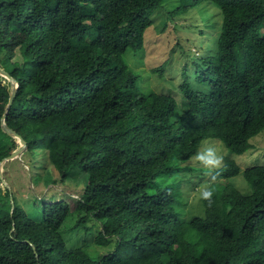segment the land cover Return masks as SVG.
I'll return each mask as SVG.
<instances>
[{
	"label": "trees",
	"instance_id": "1",
	"mask_svg": "<svg viewBox=\"0 0 264 264\" xmlns=\"http://www.w3.org/2000/svg\"><path fill=\"white\" fill-rule=\"evenodd\" d=\"M203 2L220 9L222 25L215 52L183 68L180 106L141 92L124 60L142 49L165 0H0V67L18 82L5 123L27 144L21 157L56 172L46 187L82 190L73 209L35 196L34 217L0 187V264H264V166L243 170L247 191L234 159L209 178L192 161L217 141L242 155L264 130V0H176L167 15ZM8 98L0 76V121ZM17 147L0 123V161ZM198 186L213 190L210 206L188 203ZM89 221L106 252L67 246Z\"/></svg>",
	"mask_w": 264,
	"mask_h": 264
},
{
	"label": "rangeland",
	"instance_id": "2",
	"mask_svg": "<svg viewBox=\"0 0 264 264\" xmlns=\"http://www.w3.org/2000/svg\"><path fill=\"white\" fill-rule=\"evenodd\" d=\"M176 5V0H165L164 8H161L153 16V27L145 31L142 49L136 53L132 51L125 52L124 60L130 69L140 74L136 85L141 92L146 94L152 92L170 94L181 106V104H184V98L180 94L178 86L182 82L183 68L186 67L190 74L195 68L194 61L202 55L205 56L207 53L213 54L215 52L223 17L220 9L211 2H203L182 15L169 17L167 12L173 10V6ZM167 59L168 64L165 67L163 76L153 72L156 66ZM16 60L20 61L19 55H17ZM191 78L189 77L190 81ZM191 82L193 83V81ZM251 143L254 147L242 155L231 154L220 141L216 143L217 151L223 156V164L227 159L232 158L240 167L241 172L236 176L238 178L235 179V184L240 190L246 188L248 191V186L242 177L243 170L255 165L264 166V130L253 137ZM44 158L46 159V157ZM192 161H196L195 157ZM74 171L78 170L74 169ZM2 172L6 175L4 181L8 185L7 189L12 190L18 203L30 216L35 217L36 215L35 205L33 204L35 196L53 194L56 197L61 196L71 209L75 207L81 196V188L70 186L69 183L67 185L49 184L46 187L45 183H42L46 179V182H48L46 174L50 176V172H52L55 177L57 174L47 162L45 163L40 158L34 160L25 155L17 160L7 162L6 167L3 165ZM204 176L209 178L207 174H204ZM0 187L5 191L6 187L1 180ZM203 188L201 189V186H198L196 194L189 192L188 203L194 205V200L200 199ZM190 208L193 209L194 206ZM200 211L203 213L202 205ZM87 226H92V229L88 232L80 229L67 234V246L71 248L86 246L91 251L90 253L94 255L106 252L108 247L99 246L95 243V235L98 230L96 222L89 221Z\"/></svg>",
	"mask_w": 264,
	"mask_h": 264
},
{
	"label": "water",
	"instance_id": "3",
	"mask_svg": "<svg viewBox=\"0 0 264 264\" xmlns=\"http://www.w3.org/2000/svg\"><path fill=\"white\" fill-rule=\"evenodd\" d=\"M0 76H2L9 83V98H8L7 105L5 107L4 113H3L1 121H0L1 130L6 135L11 137L12 139H15L18 143V147L16 149H14L10 153L9 156L3 158L0 161V180L4 183L5 187L8 188L7 183L3 179L2 167L7 161L19 159L24 154V152L27 150V144L20 135H18L14 130L9 128L5 123L6 116L8 114L10 106H11V104L14 100V97L16 95V92H17L18 82L12 76H10L6 71H4L1 67H0ZM10 198H11V208L13 209L14 203H13L12 197H10Z\"/></svg>",
	"mask_w": 264,
	"mask_h": 264
},
{
	"label": "clouds",
	"instance_id": "4",
	"mask_svg": "<svg viewBox=\"0 0 264 264\" xmlns=\"http://www.w3.org/2000/svg\"><path fill=\"white\" fill-rule=\"evenodd\" d=\"M195 159L200 165L208 170L206 174L209 176H213L216 170H218L223 164V156L215 147H209L198 152ZM213 194V190L206 188L200 193V199L207 201L210 206Z\"/></svg>",
	"mask_w": 264,
	"mask_h": 264
}]
</instances>
